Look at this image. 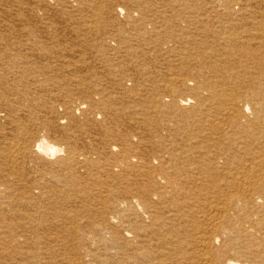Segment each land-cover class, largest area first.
<instances>
[{"label":"bare ground","instance_id":"obj_1","mask_svg":"<svg viewBox=\"0 0 264 264\" xmlns=\"http://www.w3.org/2000/svg\"><path fill=\"white\" fill-rule=\"evenodd\" d=\"M0 264H264V0H0Z\"/></svg>","mask_w":264,"mask_h":264}]
</instances>
